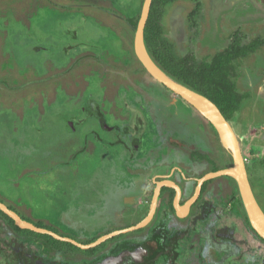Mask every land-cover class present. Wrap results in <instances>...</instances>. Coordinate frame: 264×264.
I'll return each mask as SVG.
<instances>
[{"label":"rangeland","instance_id":"1","mask_svg":"<svg viewBox=\"0 0 264 264\" xmlns=\"http://www.w3.org/2000/svg\"><path fill=\"white\" fill-rule=\"evenodd\" d=\"M144 1L0 0V200L80 241L90 242L99 230L86 182L106 164L91 133L99 123H79L83 104L91 109V100L100 101L111 124L126 119V101L143 104L147 113L175 110L178 118H160L145 137L164 144L165 131L174 128L175 138L222 148L229 166L234 162L211 120L138 58L136 29L127 19L141 15ZM157 22L180 58L211 61L232 43L245 47L227 66L244 97L230 122L264 209V0H173ZM109 74L116 76L108 80ZM229 181V203L239 201L245 212L236 180Z\"/></svg>","mask_w":264,"mask_h":264},{"label":"flooded vegetation","instance_id":"2","mask_svg":"<svg viewBox=\"0 0 264 264\" xmlns=\"http://www.w3.org/2000/svg\"><path fill=\"white\" fill-rule=\"evenodd\" d=\"M91 101V109L81 106L79 123L97 120L100 131L93 136L106 161L86 182L99 228L93 241L121 232L93 248L55 250L0 215V264H264V238L239 201H228L234 178L221 175L200 185L208 173L229 167L226 150L175 138L174 128L165 131L164 144L145 137L160 118H178L175 110L147 113L143 104L126 101V119L111 124L100 102Z\"/></svg>","mask_w":264,"mask_h":264},{"label":"trees","instance_id":"3","mask_svg":"<svg viewBox=\"0 0 264 264\" xmlns=\"http://www.w3.org/2000/svg\"><path fill=\"white\" fill-rule=\"evenodd\" d=\"M171 1L173 0H153L151 13L145 29V44L148 53L168 76L213 100L227 119L230 120L235 112L241 108L244 97L237 91L227 66L232 58L244 52L245 47H241L239 43H232L225 50L218 52L211 61H197L192 54L181 58L178 57L161 39L160 28L157 22V17L162 7ZM139 19L140 15L128 18L127 20L129 24L137 29ZM249 46H254V44ZM213 128L215 134L219 137L217 129ZM0 215L7 219L15 230L34 235L55 250L80 249L73 243L56 239L49 234L22 229L2 210H0ZM35 224L39 227L48 228L40 223ZM48 229L64 235L56 229Z\"/></svg>","mask_w":264,"mask_h":264},{"label":"water","instance_id":"4","mask_svg":"<svg viewBox=\"0 0 264 264\" xmlns=\"http://www.w3.org/2000/svg\"><path fill=\"white\" fill-rule=\"evenodd\" d=\"M152 3H153V0L144 1L143 9L140 15V19H139L137 29H136V34H135V52L138 58L140 59V61L142 62V64L144 65V67L146 68V70L149 73H151L161 84L169 88L171 91H173L174 93H176L177 95L185 99L186 101L193 104L200 112H201V109H200L201 107L210 109L212 112L216 114L218 119L221 121L230 139V143H231L230 150L232 151L234 162L232 166H229L225 169L218 170L216 172H211L205 175L202 179H200V185L206 179L221 176V175H227L229 177L234 178L238 184L241 197L243 200V204L247 212V216L253 228L256 230V232L261 237L264 238V209L259 203L256 197V194L254 192L251 180L248 175L243 152L240 146V141L238 139V136L230 120L227 119V117L221 111L219 106L213 100L177 82L176 80L168 76L154 62V60L151 58L150 54L148 53V50L145 44V29H146V25H147V22L149 20V16L151 13ZM214 126L217 129L219 136L221 138L220 131L218 130L215 124ZM153 208H154V205H153ZM0 210H2L9 217H11L15 221V224L22 229H29L34 232L49 234L55 237L56 239L73 243L74 245L84 248V249L96 247L103 241L121 232V231H114L112 233L101 236L95 241L85 244L72 237L61 235L51 229L37 226L35 223L23 218L18 212L11 209L7 204L2 202L1 200H0ZM146 223H147V220L143 221L139 226H142Z\"/></svg>","mask_w":264,"mask_h":264},{"label":"bare ground","instance_id":"5","mask_svg":"<svg viewBox=\"0 0 264 264\" xmlns=\"http://www.w3.org/2000/svg\"><path fill=\"white\" fill-rule=\"evenodd\" d=\"M201 112L207 116L218 128V130L220 131V135L222 138V142L223 144L227 147V149H231V143H230V139L226 133V130L224 129L221 121L218 119V117L216 116V114L214 112H212L210 109L201 107Z\"/></svg>","mask_w":264,"mask_h":264},{"label":"crops","instance_id":"6","mask_svg":"<svg viewBox=\"0 0 264 264\" xmlns=\"http://www.w3.org/2000/svg\"><path fill=\"white\" fill-rule=\"evenodd\" d=\"M115 76H116V74H109L106 78H108V80L109 79H111V78H115ZM107 82H109L110 83V81H107ZM95 101L98 103V102H100V101H98V100H96L95 99ZM88 104V103H87ZM80 111H81V108H80ZM71 126H73V123H72V125ZM93 130H95V129H92V135H93ZM203 148V147H202ZM84 150V149H83ZM83 150H81V151H83ZM51 169V168H50ZM50 169H48V170H50ZM98 232V231H97ZM97 232H95L93 235H94V237L96 236V234H97ZM88 238V237H87ZM86 239V238H85ZM78 241H80V240H78ZM92 241V240H91ZM80 242H82V243H87V241H80ZM90 243V242H89Z\"/></svg>","mask_w":264,"mask_h":264}]
</instances>
